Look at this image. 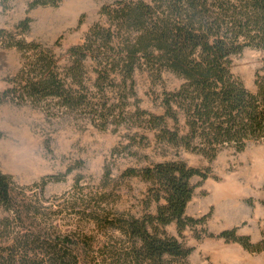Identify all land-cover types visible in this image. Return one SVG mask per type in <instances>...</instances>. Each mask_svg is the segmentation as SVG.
Instances as JSON below:
<instances>
[{"label": "trees", "instance_id": "obj_1", "mask_svg": "<svg viewBox=\"0 0 264 264\" xmlns=\"http://www.w3.org/2000/svg\"><path fill=\"white\" fill-rule=\"evenodd\" d=\"M9 1L0 0V5L5 9ZM59 2L30 0L28 8L57 7ZM100 16L102 20L90 26L83 40L68 49L64 67L59 66L51 47L20 37L29 31L30 18L13 31L0 29L4 45L16 48L23 57L19 71L8 79L10 85L0 91V103L30 102L44 105L47 111L53 103L59 111H80L106 126L109 117L124 113L116 112L117 104L108 103L109 90L125 106L129 95H134L136 69L149 70L157 80L168 70L182 82L177 89L163 92V113L142 111L148 113L146 123L156 140L199 153L209 161L224 148L242 151L248 142L264 143V0H115L101 6ZM246 46L263 52L254 73L253 92L231 72V56ZM124 175L151 184L156 212L107 220L128 242L121 252L110 255L108 264H169L168 258L185 261L194 248L169 235L165 227L174 223L180 237L190 227L194 237L201 239L196 227L205 226L210 212L195 218L185 211L195 187L190 180L197 176L204 181L210 176L209 169L170 160L128 168ZM14 186L11 175L0 171V206L12 214L0 219V264H78L68 236L14 226L22 223L23 213L15 208ZM201 231L238 243L249 252L264 250V239L254 243L250 236L239 234L238 227L216 235L205 228Z\"/></svg>", "mask_w": 264, "mask_h": 264}, {"label": "rangeland", "instance_id": "obj_2", "mask_svg": "<svg viewBox=\"0 0 264 264\" xmlns=\"http://www.w3.org/2000/svg\"><path fill=\"white\" fill-rule=\"evenodd\" d=\"M29 1L10 0L5 9L0 5V29L13 31L30 18L29 31L20 37L51 47L59 66L64 67L68 49L102 20L101 6L115 0H89L75 9L70 8V0H60L57 7L33 9L28 8ZM262 57L263 52L253 46L231 56V72L252 92ZM22 64L21 53L0 39V91L10 85L8 79ZM154 77L147 69H136L134 95H129L125 106L115 92L106 93L108 103L117 104V113L124 110L120 117H109L106 126L80 111H59L53 103L50 111L30 102L0 103V171L11 175L14 205L23 212L22 223L14 226L37 228L43 235L68 236L78 264H108L110 255L121 252L128 242L107 220L156 212L151 184L138 176H126L125 171L181 160L190 167L207 168L210 174L204 181L197 176L190 180L195 187L186 215L199 218L210 212V216L205 226L196 227L199 240L193 228L187 227L180 237L174 223L165 227L169 235L194 248L185 261L168 258L166 262L264 264V250L249 252L238 243L208 237L201 231L205 228L216 235L238 227V233L250 236L254 243L264 239V172L254 168L257 163L264 165V143L248 142L242 151L224 148L209 161L199 153L159 142L148 128L147 114L163 113V92L177 89L182 80L168 70L162 71L160 80ZM179 120L183 126L181 116ZM90 210L96 213L90 215ZM7 215L12 214L0 206V219Z\"/></svg>", "mask_w": 264, "mask_h": 264}, {"label": "bare ground", "instance_id": "obj_3", "mask_svg": "<svg viewBox=\"0 0 264 264\" xmlns=\"http://www.w3.org/2000/svg\"><path fill=\"white\" fill-rule=\"evenodd\" d=\"M89 0H70V8L75 9L78 5H81L83 3H87ZM255 171L257 172H264V165L261 164H255L254 165Z\"/></svg>", "mask_w": 264, "mask_h": 264}]
</instances>
